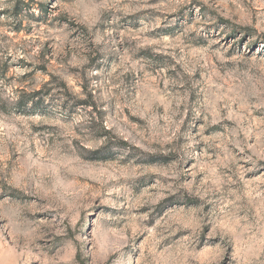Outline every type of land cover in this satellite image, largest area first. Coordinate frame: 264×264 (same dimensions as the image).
<instances>
[{
    "label": "rangeland",
    "instance_id": "obj_1",
    "mask_svg": "<svg viewBox=\"0 0 264 264\" xmlns=\"http://www.w3.org/2000/svg\"><path fill=\"white\" fill-rule=\"evenodd\" d=\"M0 264H264V0H0Z\"/></svg>",
    "mask_w": 264,
    "mask_h": 264
}]
</instances>
